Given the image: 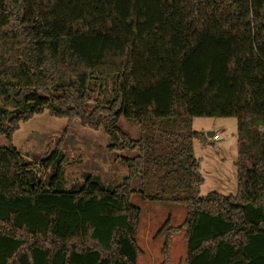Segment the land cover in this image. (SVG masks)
<instances>
[{
    "label": "trees",
    "instance_id": "1",
    "mask_svg": "<svg viewBox=\"0 0 264 264\" xmlns=\"http://www.w3.org/2000/svg\"><path fill=\"white\" fill-rule=\"evenodd\" d=\"M0 96V264H137L132 195L185 208L162 249L183 230L185 264H264V0H0ZM44 110L103 129L122 181L24 162L12 134ZM194 117L235 118L234 196L199 195Z\"/></svg>",
    "mask_w": 264,
    "mask_h": 264
},
{
    "label": "rangeland",
    "instance_id": "2",
    "mask_svg": "<svg viewBox=\"0 0 264 264\" xmlns=\"http://www.w3.org/2000/svg\"><path fill=\"white\" fill-rule=\"evenodd\" d=\"M110 89L109 83L107 91ZM15 109L12 101H5L0 96V110L10 116ZM120 123L132 134L137 131L138 126L132 121L121 118ZM191 129L201 131L205 136L204 143L193 140V154L203 178L199 195L218 193L234 196L237 156L235 118L194 117ZM208 132L217 134L218 138L208 137ZM10 143L27 163L39 162L58 147L65 157L61 181L63 190L82 185L86 175L96 177L105 187L111 188L127 174V165L122 157L129 153L108 148L115 141L103 129L92 130L82 126L78 118L53 117L48 110L21 121ZM6 145L5 136L0 135V147ZM130 202L141 210L136 238L141 254L137 264H185L183 230L174 232L169 238L167 251L162 250L168 229L183 222L185 208L172 203L143 201L137 195H132Z\"/></svg>",
    "mask_w": 264,
    "mask_h": 264
},
{
    "label": "built area",
    "instance_id": "3",
    "mask_svg": "<svg viewBox=\"0 0 264 264\" xmlns=\"http://www.w3.org/2000/svg\"><path fill=\"white\" fill-rule=\"evenodd\" d=\"M212 138L213 139H217L218 138V135L217 134H212Z\"/></svg>",
    "mask_w": 264,
    "mask_h": 264
},
{
    "label": "water",
    "instance_id": "4",
    "mask_svg": "<svg viewBox=\"0 0 264 264\" xmlns=\"http://www.w3.org/2000/svg\"><path fill=\"white\" fill-rule=\"evenodd\" d=\"M207 135H208V137H209V136L211 135V133L208 132Z\"/></svg>",
    "mask_w": 264,
    "mask_h": 264
},
{
    "label": "crops",
    "instance_id": "5",
    "mask_svg": "<svg viewBox=\"0 0 264 264\" xmlns=\"http://www.w3.org/2000/svg\"><path fill=\"white\" fill-rule=\"evenodd\" d=\"M209 137H212V133H211V135Z\"/></svg>",
    "mask_w": 264,
    "mask_h": 264
}]
</instances>
